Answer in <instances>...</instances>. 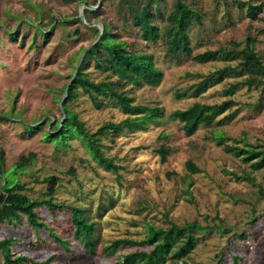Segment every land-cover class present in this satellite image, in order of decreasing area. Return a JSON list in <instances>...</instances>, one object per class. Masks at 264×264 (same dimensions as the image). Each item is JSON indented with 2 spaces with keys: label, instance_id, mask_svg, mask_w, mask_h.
Instances as JSON below:
<instances>
[{
  "label": "rangeland",
  "instance_id": "rangeland-1",
  "mask_svg": "<svg viewBox=\"0 0 264 264\" xmlns=\"http://www.w3.org/2000/svg\"><path fill=\"white\" fill-rule=\"evenodd\" d=\"M117 1L0 0V191L17 161L28 159L30 163L13 174L14 188L31 202L53 196L55 213L46 208L35 213L69 246H58L47 231H32L25 220L0 226V242L13 237L12 254L34 263L53 257L52 264H116L118 255L144 248L123 247L111 256L105 250L115 240L139 243L151 226L167 229L171 224L196 223L198 243L192 253L167 264H233V257L241 264H264V163L257 165V156L243 161L224 150L235 146L264 152V76L230 97L238 112L230 122L220 117L213 127L188 136L172 119L176 111L195 102L221 103L227 99L224 90L246 78L229 77L206 94L190 97V88L201 78L236 65L221 59L197 63L192 60L197 53L221 47L241 50L249 41L264 64V0H182L202 19L189 34L191 56H171L161 41L143 43L139 31L122 21ZM249 4L263 5L254 19L239 7ZM173 5L174 0H164L163 11L169 13ZM85 10L95 12L90 22L84 19ZM104 26L126 43L128 51L153 55L163 75L158 85L127 88L133 105L158 108L161 116L147 118L142 131L130 128L101 140V151L118 167L114 173L96 164L84 138L44 137L63 122L65 89L84 52L97 40L92 29L100 33ZM83 73L96 83L107 77L90 60ZM76 91L67 107L88 133L104 124L133 120L108 104L96 110L80 88ZM184 93L187 96L176 99ZM161 148L167 151L164 162L158 154ZM187 163H193L197 172L188 171ZM70 208H82L96 221L94 254L83 253L72 240Z\"/></svg>",
  "mask_w": 264,
  "mask_h": 264
},
{
  "label": "trees",
  "instance_id": "trees-1",
  "mask_svg": "<svg viewBox=\"0 0 264 264\" xmlns=\"http://www.w3.org/2000/svg\"><path fill=\"white\" fill-rule=\"evenodd\" d=\"M70 1L75 3L84 0ZM163 4L164 0H118L117 8L122 21L129 23L131 27L139 31L143 43L161 41L171 56L180 53L191 56L189 34L193 24L202 23L200 15L182 0H174V5L167 14L163 11ZM246 6L239 7L243 12L245 11L248 19H254L262 12V4ZM89 16H95V12L85 10V21L90 22ZM78 21L83 23L81 19ZM92 30L96 33L97 40L84 52L77 72L66 88L68 93L63 101L61 111L64 120L51 128V132H44V137H59L62 140L67 134H71L84 138L87 150L96 164L105 172L114 173L118 167L114 164L115 160L106 158L101 151L103 149L101 140L108 136L119 135L130 128L133 132L142 131L145 129L144 121L147 118L155 120L161 116V111L158 108L146 109L133 105L127 88L131 90L139 89L144 85H158L163 75L155 66L153 55L128 51L126 43L116 40L109 33L107 26H104L101 36L95 27ZM192 58L193 61L201 64L212 63L218 59L236 63L234 67L227 65L201 78L190 88L192 90L190 97L192 98L206 94L216 84L229 77L246 78L242 82L230 84L223 94L227 99L217 105L209 106L195 102L182 111H176L172 115V119L182 126V130L188 136L193 135L199 129L213 127L220 117L226 122L233 120L238 112L233 109L235 103L230 97L237 94L241 87L251 88L259 82V77L264 76L262 58L255 52L249 41L241 50L221 47L215 51L197 53ZM89 60L92 61L97 72L107 75L99 83L89 79L88 75L83 73V67ZM77 88H80L92 101L96 110H101L108 104L118 108L123 114L131 116L133 120L128 118L119 123L104 124L97 132L88 133L83 123L67 107L76 99L77 93H79L76 91ZM185 96L187 93L177 95L176 99L181 100ZM138 126L140 129L137 128ZM25 127L28 131L35 130L31 126ZM224 150L243 161H249L253 159V156H257L259 158L257 165L264 163V152H254L235 146H225ZM158 154L164 162L167 151L161 148L158 150ZM30 157L32 158V156ZM17 162L0 191V226L10 227V225L21 224L25 220L26 226L32 231L36 233H39V230L47 231L48 237L58 246L68 247L69 243L62 241L52 229L41 223L35 213L37 208H46L50 213H55L58 206L53 203L51 199L53 196L47 195L49 198L43 201L31 202L25 194L15 190L13 174L23 170L30 163L25 157H21ZM187 169L191 173L197 172L193 163H187ZM69 210L73 231L72 240L81 247L83 253L94 254L98 240L96 221H91L82 208H70ZM198 229L196 223H186L182 227L171 224L167 229L151 226L150 234L145 237L144 241L136 243L131 240H115L105 251L113 256L118 249L123 247H142L143 251L118 255L116 264H167L170 260L185 259L192 253L198 243L195 237ZM15 242L13 237L0 242L2 264H52L53 257L44 263H34L26 257L13 255L12 247ZM232 260L233 264H241L239 258L233 257Z\"/></svg>",
  "mask_w": 264,
  "mask_h": 264
},
{
  "label": "water",
  "instance_id": "water-1",
  "mask_svg": "<svg viewBox=\"0 0 264 264\" xmlns=\"http://www.w3.org/2000/svg\"><path fill=\"white\" fill-rule=\"evenodd\" d=\"M102 35V32H100V36ZM84 55V54H83ZM82 59V58H81ZM81 59H80V61H81ZM80 61H79V64H80ZM79 64H78V66H79ZM78 66H77V68H78ZM76 71H77V69H76ZM66 91H67V89H66ZM66 93H68V91L66 92ZM64 101V99L62 100V102Z\"/></svg>",
  "mask_w": 264,
  "mask_h": 264
}]
</instances>
